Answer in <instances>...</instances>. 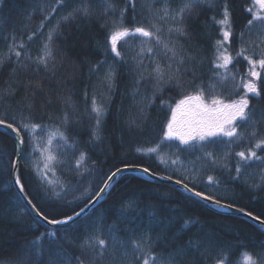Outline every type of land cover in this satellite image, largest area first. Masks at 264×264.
Returning a JSON list of instances; mask_svg holds the SVG:
<instances>
[{
    "label": "trees",
    "instance_id": "trees-1",
    "mask_svg": "<svg viewBox=\"0 0 264 264\" xmlns=\"http://www.w3.org/2000/svg\"><path fill=\"white\" fill-rule=\"evenodd\" d=\"M108 3L114 10L105 11ZM186 3L194 6L180 20ZM195 3L0 0V119L21 129L18 177L44 216L57 220L76 213L115 169L141 165L264 220V146L255 147L264 139V69L245 59L264 58V21L248 24L264 10L255 0ZM81 5L88 15L61 19ZM122 9L125 27H144L161 42L131 35L118 43L117 57L109 36ZM225 9L229 24L218 25ZM178 26L182 32L175 31ZM224 31L230 40L218 45ZM46 45L52 52L47 66L39 59ZM221 53L233 58L227 68L218 67ZM157 65L164 73L159 83ZM253 70L260 74L253 80L260 95L248 94L250 118L235 122L237 137L218 134L188 144L165 137L180 100L199 94L240 100L242 81ZM93 99L103 108L98 127ZM249 149L262 159L241 161L237 153ZM82 153L85 159L77 164ZM49 154L55 157L51 161ZM15 157V139L0 130V264H77V257L93 264L98 246L86 242L94 237L106 241L94 264H144L146 259L149 264H217L225 256V264H245L246 252L264 264V231L248 219L213 210L183 189L134 172L119 176L78 220L47 226L30 213L14 186Z\"/></svg>",
    "mask_w": 264,
    "mask_h": 264
},
{
    "label": "snow or ice",
    "instance_id": "snow-or-ice-1",
    "mask_svg": "<svg viewBox=\"0 0 264 264\" xmlns=\"http://www.w3.org/2000/svg\"><path fill=\"white\" fill-rule=\"evenodd\" d=\"M64 2V0H57V3L62 5ZM107 2V0H106ZM194 2L199 3L200 0H194ZM255 3L258 4L260 6L261 10H264V0H255ZM114 5L111 3L107 4V8L105 9V11H107L108 9H113L114 10ZM192 7L191 3H186L183 7H181L180 9V13L183 14L186 11H190ZM53 12L56 11L55 8L52 9ZM251 11V10H249ZM76 12H80L84 15H88L89 14V9L83 5L78 6L77 8H75L73 10V12L68 13V15L63 16L61 19L64 21H67L70 18H75L74 14ZM124 12L125 10H121V22L118 26L114 27V29L111 31L110 36H109V42H110V46H111V51L113 53H115V55L117 57H119L121 54L118 50V43H120L121 41H123L125 38L131 36V35H135V34H139L140 36L143 37H147V38H153L155 39L158 43L161 42L160 41V37L157 36L155 34V32L153 31H149L144 27L141 26H137L135 28H128L125 27L123 25V16H124ZM165 15H167V13H165ZM224 19L220 21L221 24L223 25H228L229 24V13L227 11V9H225L224 12ZM48 17H45V19H47ZM181 19L183 18V16L181 15L180 17ZM173 19H175V17H173ZM254 20H262L264 21V15H261L259 12L258 13H254L253 14V20H249L248 24L251 25L253 23ZM41 27H43V23L41 24ZM59 27V21L57 22V25L49 31L48 34V41L51 42L52 38H53V33L58 29ZM155 27V26H153ZM156 31L158 32L159 29H156ZM175 31L177 32H182V28L181 27H177L175 29ZM230 36L231 33L229 31H224L223 32V40L222 41H218V45H223V43L225 41H229L230 40ZM29 39H32V37L30 36ZM23 45H21L22 47ZM165 48L167 51H171L173 56H175V52L170 49L167 48V45H165ZM45 52L44 54L39 57L40 62L45 64V66H47V62H48V58H51L52 56V52L51 49L46 45L45 46ZM142 52L144 51V49L141 50ZM148 52H152V48H148L147 49ZM15 55L18 57L20 56V52H16ZM219 59H221L223 61V63L219 64L218 67H222V68H227L229 64H231L233 62V58L230 55H227L225 53H221L219 56ZM245 59L248 60L249 64L252 65L253 68H255V66L258 64L260 66V68L264 69V58L259 59L258 61L256 60H252L250 57H245ZM0 63H2V61H0ZM156 72V77H157V83H159L160 81L164 80V73L162 72V70L160 69L159 65H157V68L154 70ZM250 75L252 77H259V73L256 71H251ZM113 73L110 71L107 74V78L109 80L112 79ZM170 79V78H169ZM242 87L244 89L245 92V96L243 98H241L240 100L237 101H233L230 104H222V102L218 101V100H213L212 101V105L213 107L211 109L205 107V106H201L202 107V111L197 112L192 114L193 118L191 119H186V117L189 116V111L187 109V104L189 100L192 99H197L199 100L200 97H186L183 100H180L175 108L172 109V116L171 119L168 121L167 124V131L165 132V137L166 138H172V137H178L180 139V141L184 144H188L189 142L193 141L194 139H200V140H204L208 137L211 136H216L218 134H221L223 136L226 137H237L238 136V130L235 126V122L238 121H246L250 118L249 116V111H250V104H249V100L247 99L248 94H252L253 96H259L260 95V90L258 89L256 83L249 79L246 83L242 84ZM217 105H220V107H217ZM92 111L96 114L97 116V127L99 126L100 120L99 117L102 115L103 113V108L102 106L98 105L96 100L93 99L92 101ZM198 117V118H196ZM6 122L2 119H0V125H4ZM7 127L12 128L13 131L17 132L18 134L20 133L21 129L20 128H14V126L12 124H8ZM22 127L24 129H28L29 127H31L33 130L36 128H40L41 125L38 124H32L31 126L28 124H23ZM58 135L61 136V138L66 139V137H63V133H59L57 132ZM99 138V137H97ZM24 143L23 138L21 137L20 139V144L22 145ZM48 145L50 146L52 143V137L49 138L48 140ZM261 146H264V139L258 141L255 145L256 148H261ZM156 149H150V151H155ZM211 155V154H209ZM237 155L240 157L241 161H250V160H259L262 159V157L257 155L256 151H253L251 149H249V151L247 152V154L244 151H241L239 153H237ZM55 157L51 154H49L46 158L47 161H51L53 160ZM85 159L84 154H81L80 160L77 161V164H80L82 160ZM45 167H47V164H45ZM119 171V170H117ZM236 171L239 174L241 171V167L238 164L236 167ZM113 175H115V173H113ZM109 179H111V177H109ZM170 179V177H169ZM209 180H212V177H209ZM16 183L20 185V189L21 191H23V185L20 183V179L19 177L16 178ZM179 183V181H178ZM101 191H103V189H101ZM99 195V194H97ZM196 195L199 196H204L203 193H199L197 192ZM206 199H212L211 197H205ZM33 208H35V205H32ZM83 211V209H81V212ZM37 212L39 213V210L37 209ZM40 216H42L45 220L48 219L47 216H44L43 213H39ZM75 216H79L80 213H74ZM247 215L252 216V213H247ZM255 219L259 220L260 217H255ZM73 220V216L68 215L65 216L63 219L60 220H56L53 219L51 221H49L52 224H63V223H68L69 221ZM47 235V234H45ZM51 235H55L54 233ZM35 243V242H34ZM88 247H93L94 245L98 246V251L96 252V255L93 256V264L94 261L97 257H102L103 253H104V249L106 247V241L104 239H99L98 237H94L92 241L90 242H86ZM135 246L139 249L140 245L139 243H136ZM82 247H84V245H82ZM225 260H226V256L224 258H222L221 260L217 261V264H225ZM243 260L245 262V264H260V262L252 256L251 253H243ZM77 264H85V261L83 259H80L79 257H77ZM144 264H149V261L146 259L144 261Z\"/></svg>",
    "mask_w": 264,
    "mask_h": 264
},
{
    "label": "water",
    "instance_id": "water-1",
    "mask_svg": "<svg viewBox=\"0 0 264 264\" xmlns=\"http://www.w3.org/2000/svg\"><path fill=\"white\" fill-rule=\"evenodd\" d=\"M8 124L9 123L6 122L4 125H0V130L9 134L12 138L15 139V142H16V157H15V160L13 163V169H12V179H13L14 186H15L16 190L18 191L22 201L25 203L26 207L29 209V211L32 214H34L35 216H37L47 226L62 227V226H67L68 224L74 222L75 220H78L79 218L84 216L87 212H89L93 207L98 205L103 200V198H104L105 194L107 193V191L109 190L110 186L116 181V179L119 176H121L125 172H134V173L142 174L146 177H149L150 179H152L155 182L165 183V184H169V185L181 188V189L187 191L188 193H191L194 196L201 199L211 209L216 210L218 212H222V213H227V214L245 217L250 222H252L256 226H259L262 230H264V220L261 218L259 220L255 219V217H258V216L254 215V214H252V216H249V215H247V213H249V212L244 210V209H241V208H238L236 206L230 205L228 203L219 201V200H217V199H215V198H213V197H211V196H209L203 192H200V191L192 188L191 186H189L188 184H186L185 182H183L181 180L175 179L173 177H170V179H169V176H163V175H160L158 173L152 172L148 168L141 166V165H127V166H121V167L115 169L107 177V179L103 183L102 187L97 192V194H99V195L96 194L84 207H82L81 208V209H83L82 212H81V209L76 212V213H80L79 216L72 215L73 220L69 221L68 223L52 224L49 222L52 219L48 218L47 220H45L42 216L39 215L40 212L39 213L37 212L36 207L35 208L32 207V205H34V204L31 202L29 197L25 194L24 190L21 191L20 185L16 183V178L18 177L19 160H20L21 153L23 151V144L22 145L20 144V139H21L22 135H21V133L18 134L17 132L13 131L12 128L7 127ZM117 170H119V171H117ZM113 173H115V175H113ZM109 177H111V179H109ZM178 181H179V183H178ZM101 189H103V191H101ZM197 192L203 193L204 196L202 197V196L196 195ZM205 197H211L212 199H206ZM58 220H60V219H58Z\"/></svg>",
    "mask_w": 264,
    "mask_h": 264
},
{
    "label": "rangeland",
    "instance_id": "rangeland-1",
    "mask_svg": "<svg viewBox=\"0 0 264 264\" xmlns=\"http://www.w3.org/2000/svg\"><path fill=\"white\" fill-rule=\"evenodd\" d=\"M254 78L255 77H252V76H248L247 78H245V80L244 81H242V83L243 82H247L249 79H251V80H254ZM238 80H240V79H238ZM189 97V96H188ZM190 97H200V99L199 100H197V99H192V100H189L188 101V104H187V109H188V111H189V116L188 117H186V119H191V118H193V115L192 114H194V113H197V112H200V111H202V107L201 106H205V107H207V108H209V109H211L212 107H213V105H212V101L213 100H218V101H220V102H222V104H230V103H232L233 101H237V100H233V101H221L220 99H218V98H214V99H211V98H205L204 96H202V95H192V96H190ZM185 99V98H184ZM217 107H220V105H217ZM196 118H198V117H196ZM126 173V172H125ZM114 184V183H113ZM112 184V185H113ZM165 184V183H164ZM111 185V186H112ZM169 185V184H168ZM110 186V187H111ZM110 189V188H109ZM108 192V191H107ZM106 195V194H105ZM105 197V196H104ZM212 197V196H211ZM214 198V197H213ZM30 199V198H29ZM104 199V198H103ZM216 199V198H215ZM31 200V199H30ZM201 200V199H200ZM218 200V199H217ZM202 201V200H201ZM220 201V200H219ZM32 202V201H31ZM33 203V202H32ZM25 204V203H24ZM26 206V205H25ZM207 206V205H206ZM208 207V206H207ZM210 208V207H209ZM28 209V208H27ZM29 210V209H28ZM249 212V211H248ZM31 213V212H30ZM251 213V212H250ZM32 214V213H31ZM32 215H34V214H32ZM72 215H74V214H72ZM71 215V216H72ZM35 216V215H34ZM37 217V216H36ZM38 218V217H37ZM245 218V217H244ZM247 219V218H246ZM257 227H259V226H257ZM260 228V227H259ZM261 229V228H260ZM262 230V229H261ZM264 231V230H263Z\"/></svg>",
    "mask_w": 264,
    "mask_h": 264
},
{
    "label": "bare ground",
    "instance_id": "bare-ground-1",
    "mask_svg": "<svg viewBox=\"0 0 264 264\" xmlns=\"http://www.w3.org/2000/svg\"><path fill=\"white\" fill-rule=\"evenodd\" d=\"M196 5H197V3H195ZM194 6V4L192 3V7ZM179 16V19L180 20H182L180 17H181V13L178 15ZM183 16V15H182ZM220 21H221V19H217V21H216V23L218 24V25H222L221 23H220ZM149 178V177H148ZM176 187V186H175ZM181 189V188H180ZM201 192V191H200Z\"/></svg>",
    "mask_w": 264,
    "mask_h": 264
}]
</instances>
